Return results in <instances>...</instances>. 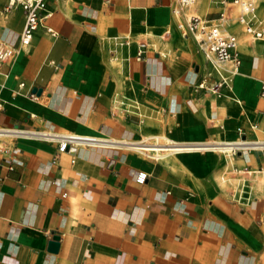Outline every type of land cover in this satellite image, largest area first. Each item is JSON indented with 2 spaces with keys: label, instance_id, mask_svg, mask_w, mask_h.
<instances>
[{
  "label": "crops",
  "instance_id": "0c3cea01",
  "mask_svg": "<svg viewBox=\"0 0 264 264\" xmlns=\"http://www.w3.org/2000/svg\"><path fill=\"white\" fill-rule=\"evenodd\" d=\"M8 1L0 41L15 51L0 60V264H264V44L238 51L239 70L217 94L197 87L219 77L175 27L177 0H46L57 35L39 26L28 45L19 43L23 9ZM135 41L154 48L139 56ZM126 97L147 116L126 111ZM150 126L205 149L176 152L172 168L126 141ZM60 133L102 138L59 152L41 136ZM239 139L248 143L220 185L227 154L209 146Z\"/></svg>",
  "mask_w": 264,
  "mask_h": 264
},
{
  "label": "built area",
  "instance_id": "2783aa9c",
  "mask_svg": "<svg viewBox=\"0 0 264 264\" xmlns=\"http://www.w3.org/2000/svg\"><path fill=\"white\" fill-rule=\"evenodd\" d=\"M111 3L112 0H104ZM195 0H177L173 7L176 17L175 27L179 33L184 36H193L195 42L205 59L219 77V81L213 85H207L203 80L197 84L199 89H208L213 93L218 94V90L222 85L228 83L229 76L236 74L240 66V57L237 50V38L230 27L234 23L241 25L244 33L251 39L264 38V24H261L256 18V0H232L233 5L238 9L234 18L229 14V11L220 10L215 17H210L208 14L204 16L187 15L183 10L192 4ZM220 3L226 0H217ZM46 0H9L8 7H22L24 13V23L19 36V43L28 45L31 42L34 30L39 26H43L52 36H56L57 32L45 24V20L52 14L46 8ZM183 15V17H181ZM234 19V22H232ZM170 28H167L163 35L169 34ZM138 55L140 56L148 46L154 48L153 43H138ZM15 49L4 41H0V60L8 58L13 54ZM229 63L228 73L223 69V63ZM261 94H264V82L261 86ZM16 133V132H15ZM19 133V132H17ZM41 136L56 139L58 143V151H74L80 145H95L81 144V140L93 141L92 138L77 136L73 133L60 134H42ZM10 167V165H9ZM146 174L139 172L137 180L142 182Z\"/></svg>",
  "mask_w": 264,
  "mask_h": 264
},
{
  "label": "rangeland",
  "instance_id": "374dc122",
  "mask_svg": "<svg viewBox=\"0 0 264 264\" xmlns=\"http://www.w3.org/2000/svg\"><path fill=\"white\" fill-rule=\"evenodd\" d=\"M204 2L203 6H202V10L199 8L201 2ZM232 0H226V2L224 3H220L218 2L217 0H195L192 4H190L189 6H187L186 8V14L187 15H197V16H204L206 13H210V17H215V13L216 12H219L220 10H224V11H229V14L232 18H234L238 12V9L233 5V3L231 2ZM197 3V4H196ZM174 3H172L171 7H174ZM199 5V6H197ZM255 6H256V19H258V21L261 23V24H264V0H256V3H255ZM191 8V9H190ZM234 22V19H232ZM149 27V26H148ZM148 30H151L153 31V33H159L161 31V29H155V28H151L149 27ZM230 30H232L237 38V43H238V47H237V50L238 51H242L244 49V46L245 44H249L251 42L253 43H259V44H264V38L263 39H251L249 38L243 31L241 25H238L236 23L233 24L232 27H230ZM176 32V36H177V42L178 44L176 45H181L179 41L183 40L182 36L177 32ZM122 39H120L121 41ZM188 40L191 42V43H196L195 42V39L193 38V36H189ZM122 42V41H121ZM138 42H133V44L131 43L130 45L133 46V48L137 47ZM264 46V45H263ZM158 48L161 49V51H164L165 50L163 48H161L159 45H158ZM119 59V57H118ZM117 59V60H118ZM116 60V61H117ZM115 61V62H116ZM226 64H228L229 66V63L226 62ZM128 103H130L132 105V103L134 104L132 107H126L127 110L129 113L133 112V111H137V112H143V117L142 118H145L147 116V114L142 111V106L134 99L133 100V97L130 99V98H127L125 99ZM132 102V103H131ZM117 104V103H116ZM131 105H128V106H131ZM141 106V107H140ZM130 109V110H129ZM149 116V114H148ZM154 117L157 118V119H160L162 120V115L161 113H158V112H155L154 113ZM151 133V132H150ZM147 132V134H150ZM157 133V132H155ZM78 134V133H77ZM83 134V133H81ZM146 134V135H147ZM89 135V134H88ZM95 136V135H94ZM236 138H240L239 136H237ZM236 153V152H235ZM235 153L232 152V151H226V153H223L222 155L224 154H227L225 157L226 160H225V169H223L224 171H220L218 173V183L220 185H224V181L228 180L229 179V169L232 168V166H230L228 163H227V160L232 157L233 159V163H234V157L235 156ZM151 156L155 157V155L151 154ZM162 162H164L165 164H167L163 159H160ZM227 168V169H226ZM186 180H191V181H195L197 180L196 176L193 174V173H188L187 175V178ZM196 189L198 192H202L203 190H201L200 188H194ZM208 189V188H207Z\"/></svg>",
  "mask_w": 264,
  "mask_h": 264
},
{
  "label": "bare ground",
  "instance_id": "6f19581e",
  "mask_svg": "<svg viewBox=\"0 0 264 264\" xmlns=\"http://www.w3.org/2000/svg\"><path fill=\"white\" fill-rule=\"evenodd\" d=\"M256 3V1H255ZM197 4V3H196ZM204 2L202 1L199 8L202 10V6H203ZM191 9V8H190ZM232 27V26H231ZM238 47V45H237ZM123 49L119 50V59L116 61V64H118L121 68L123 67V63L121 61V56H123V52L121 51ZM122 52V53H121ZM163 55V53L161 52V56ZM236 101L237 98L234 97ZM127 105H131L130 103L126 102ZM137 114H139L140 117H143V112H138ZM147 129L148 133L143 137H139V138H133V139H128L126 141L128 142H134V148H136L137 150L141 151L142 153L145 154H153L155 155L158 159H163L167 165H170L172 168L175 167H179L180 164L177 163V160L175 158V153L178 151H187V150H201V149H205L203 146H187V147H181V146H176V142L177 139H175L173 136L168 135V134H160V133H155V129L154 127L150 126L145 128ZM75 135H79L82 138H92L93 141H85V140H81V144H86V143H90V144H98L100 141V139L102 137L96 135H88V134H81V133H73ZM244 143H248V140H244V139H239L236 141H227V142H223L220 143L219 146H209L211 149H215L218 150L220 152H226V151H232L235 153V148L237 147H241L242 144ZM236 148V149H237ZM227 163L229 165L233 164V159L232 157H230L227 160Z\"/></svg>",
  "mask_w": 264,
  "mask_h": 264
},
{
  "label": "water",
  "instance_id": "95a60500",
  "mask_svg": "<svg viewBox=\"0 0 264 264\" xmlns=\"http://www.w3.org/2000/svg\"><path fill=\"white\" fill-rule=\"evenodd\" d=\"M58 235H53L52 238L50 240H48L47 242V248L55 251L58 249Z\"/></svg>",
  "mask_w": 264,
  "mask_h": 264
}]
</instances>
